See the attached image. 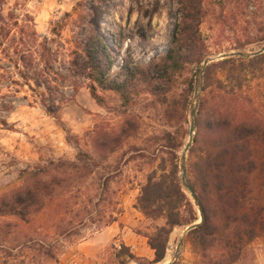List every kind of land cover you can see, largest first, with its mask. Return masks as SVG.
<instances>
[{"label": "rangeland", "instance_id": "1", "mask_svg": "<svg viewBox=\"0 0 264 264\" xmlns=\"http://www.w3.org/2000/svg\"><path fill=\"white\" fill-rule=\"evenodd\" d=\"M202 3L199 32L181 50L204 62L228 56L190 65L171 83L149 62L171 48L181 0H0V264H203L184 235L189 225L173 230L166 258L154 263L149 239L166 221L137 208L149 177L169 168L174 143L188 170L184 150L194 110L196 133L202 124L200 99L204 117L214 109L264 122V53L252 55L264 47V0ZM92 34L111 46V78L121 69L150 75L129 102L98 88V104L76 71L75 51ZM43 72L50 75L41 88L25 78ZM199 72L185 108L184 79ZM38 186L43 196L14 203L17 192ZM237 264H264V237Z\"/></svg>", "mask_w": 264, "mask_h": 264}, {"label": "trees", "instance_id": "2", "mask_svg": "<svg viewBox=\"0 0 264 264\" xmlns=\"http://www.w3.org/2000/svg\"><path fill=\"white\" fill-rule=\"evenodd\" d=\"M181 4L171 48L166 55L149 62L156 71H163L171 83L182 77L190 65L201 66L204 62V59L196 60L181 50L190 39L191 32H199L202 0H181ZM53 32L60 35L56 28ZM79 46L81 52L78 50L75 54L82 60H75L74 67L79 75L91 81V95L100 105L98 88L111 90L129 102L134 88H141L150 80V75L145 72L122 69L118 79L111 78L113 51L108 41L98 34H92ZM44 75L47 78L50 74L43 72L38 77L41 79L25 78L30 85L34 81L41 88ZM184 84L187 88L183 107L186 108L190 96L201 84L200 72L197 76L186 77ZM42 102L48 112L56 113L47 105L45 98ZM205 106L200 99L198 111L202 124L199 122L193 139L190 148L192 159L188 165V181L200 198L204 220L188 236L203 264H237L247 256L252 244L264 237V122L233 119L230 114L222 116L214 109L207 118L203 116ZM169 137L172 138L171 135ZM172 148L169 168H162L161 173L153 172L137 203V208L148 218L166 221L149 239V245L155 252L154 263L166 258L171 234L176 227L188 226L199 220L190 192L182 181L184 167L178 155L179 146L174 143ZM43 191L38 186L35 194L31 189L17 192L13 201L17 206H27L29 200L34 202L43 196ZM12 210L14 215L25 216V211ZM124 250L128 252L124 254L134 258L128 247Z\"/></svg>", "mask_w": 264, "mask_h": 264}, {"label": "water", "instance_id": "3", "mask_svg": "<svg viewBox=\"0 0 264 264\" xmlns=\"http://www.w3.org/2000/svg\"><path fill=\"white\" fill-rule=\"evenodd\" d=\"M263 53H264V47H263V49L261 51H259L257 53H254L252 55L253 56H257V55H260V54H263ZM231 55H239V56H241L243 54L242 53H234V54H231ZM227 56L228 55L220 56V57H216V58H210V59H208V60H206L204 62L203 68H205L206 66H208L214 60L220 59V58H225ZM196 114H197V112H196V110H194L193 111V121H192L191 128H190V141L187 143L186 148L184 150V160H186V154L189 152V150H190V148L192 146V143H193L194 136L196 135V127H197V115ZM182 178L184 179L185 185H186L187 189L191 193L192 198L194 199L196 205L198 206L199 213H200V219L197 222L189 225L187 227V229L185 230L184 235H186L191 230L197 228L203 222V220H204V212H203V207H202V205L200 203V198H199L197 192L194 190L193 186L188 181V170H187V168H185L183 170ZM180 247H181V243L178 245V248H180ZM170 264H172V263H170Z\"/></svg>", "mask_w": 264, "mask_h": 264}, {"label": "bare ground", "instance_id": "4", "mask_svg": "<svg viewBox=\"0 0 264 264\" xmlns=\"http://www.w3.org/2000/svg\"><path fill=\"white\" fill-rule=\"evenodd\" d=\"M169 259H166V261H168ZM169 263V262H168Z\"/></svg>", "mask_w": 264, "mask_h": 264}]
</instances>
